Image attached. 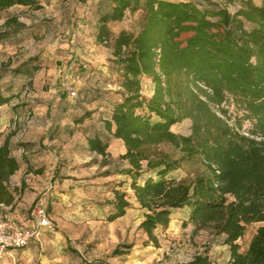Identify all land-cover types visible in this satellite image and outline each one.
Wrapping results in <instances>:
<instances>
[{
  "label": "trees",
  "instance_id": "trees-1",
  "mask_svg": "<svg viewBox=\"0 0 264 264\" xmlns=\"http://www.w3.org/2000/svg\"><path fill=\"white\" fill-rule=\"evenodd\" d=\"M101 1L108 11L98 18L96 39L112 41L110 62L122 79V100L114 104L104 127L108 136L124 145L121 159L128 167L122 173L131 178L132 196L144 211L138 229L146 237L145 246L159 247L155 232L168 228L175 210L187 208L183 225L191 224L194 234L203 230L222 236L229 249L228 264H264V225L257 227L244 251L238 244L249 225L264 223V3L239 0L240 7L231 13L226 5L209 0H204L206 5L201 1ZM14 6L41 8L37 0H0V13ZM137 10L142 11L139 31L112 36L108 23ZM22 27L7 18L0 24V45ZM24 66L11 72L30 75L38 70ZM7 67L1 64L3 70ZM143 77L153 83L148 99L142 95ZM12 98L2 94L0 84V106ZM226 105L236 111L232 124ZM89 115L85 112L77 123ZM185 119L191 122L188 136L171 132L172 125ZM244 120L251 124L246 132L241 131ZM107 140L98 134L87 139L89 150L102 157V166L107 164ZM162 144L172 146L179 156L157 152L155 147ZM143 162L156 178L138 183ZM184 164L194 166L191 176L169 177ZM21 166L7 135L0 144V206L12 209L16 196L22 194L24 180L20 188L11 185ZM31 166L25 174L43 173ZM113 194L107 202L113 209L109 222L123 217L131 206L126 192ZM39 202L33 204L29 223ZM131 247L116 246L112 255H128ZM186 264L215 263L206 252H199Z\"/></svg>",
  "mask_w": 264,
  "mask_h": 264
},
{
  "label": "rangeland",
  "instance_id": "rangeland-1",
  "mask_svg": "<svg viewBox=\"0 0 264 264\" xmlns=\"http://www.w3.org/2000/svg\"><path fill=\"white\" fill-rule=\"evenodd\" d=\"M37 1L41 6L37 10L14 6L0 13V24L12 17L24 25L17 33L10 30L13 34L0 45L1 91L4 96H13L9 104L0 106V144L9 135L12 154L24 167L21 177H16L17 188L22 180L25 187L10 209L16 215L15 224L28 226L33 204L42 201L52 226L45 229V238L39 242L31 241L27 247L11 251L13 257L3 264H186L199 252H206L215 264H228L229 249L222 236L213 237L203 230L194 234L191 224L183 225L188 220L187 208L175 210L168 228L155 232L159 247L145 246L146 237L138 229L144 211L132 196L131 178L122 173L128 167L127 161L121 159L124 145L108 136L104 127L114 104L122 100V79L110 62L112 41L98 43L96 39L98 18L108 11V6L101 0ZM167 1L207 4L204 0ZM209 1L226 5L231 13L240 7L239 0ZM141 23V10L127 11L121 21L109 22L108 28L112 36L120 31L135 34ZM1 64L8 67L3 70ZM24 64V69L38 70L30 75L11 72ZM70 88L74 95L68 93ZM152 90L151 79L143 77L142 95L148 99ZM224 108L232 124L235 108ZM85 112L90 115L77 123ZM190 126L191 122L185 119L170 130L188 136ZM250 128V122L244 120L241 131ZM97 134L109 142L105 166L101 164L102 157L88 148L87 139ZM155 149L173 158L179 156L168 144ZM145 165L143 162L138 183L156 178L155 172L146 170ZM30 166L32 170L41 168L43 173L25 174ZM193 168L184 164L169 177L186 178ZM11 185L15 187L13 181ZM38 190L40 193L36 194ZM114 190L126 192L131 206L123 217L109 222L113 209L107 202L113 199ZM0 214H5L4 209ZM261 225L264 223L247 227L238 242L240 251L246 249ZM124 245L132 246L128 255H112L116 246Z\"/></svg>",
  "mask_w": 264,
  "mask_h": 264
},
{
  "label": "built area",
  "instance_id": "built-area-1",
  "mask_svg": "<svg viewBox=\"0 0 264 264\" xmlns=\"http://www.w3.org/2000/svg\"><path fill=\"white\" fill-rule=\"evenodd\" d=\"M69 90L71 95H74V92ZM51 226L45 203L42 201L35 205L32 220L26 227H11L0 217V264L4 263L11 251L27 247L44 229H49Z\"/></svg>",
  "mask_w": 264,
  "mask_h": 264
},
{
  "label": "crops",
  "instance_id": "crops-1",
  "mask_svg": "<svg viewBox=\"0 0 264 264\" xmlns=\"http://www.w3.org/2000/svg\"><path fill=\"white\" fill-rule=\"evenodd\" d=\"M32 165V164H31ZM23 169H24V167H23V165L20 167V169L16 172V174H18L19 175V177H21V173H22V171H23ZM16 174L15 175H13V177H12V179H11V183H12V181H13V185L14 186H18V183H17V181H19V178L18 177H16ZM67 180H64V182H66ZM55 182H57V180L56 181H54V182H52V183H50L51 185L52 184H55ZM67 185H70L69 183L67 184ZM49 188H51V186L49 187ZM46 189H47V187H46ZM42 191V190H41ZM40 192H39V190H38V192L36 193V194H39ZM45 192H43V196H45ZM2 209H4V218H6L7 219V221H8V223L10 224V226L11 227H19L17 224H15V220L14 219H16V215H14V213H12L11 211H10V209H11V207H5V206H0V210H2ZM27 226V225H26ZM25 226V227H26ZM41 238H45V229L33 240V242L34 241H36V242H39L40 240H41ZM42 241L43 242H45V240L44 239H42ZM43 242H40L39 243V245L41 246L42 245V243ZM13 252V251H12ZM12 252L5 258V260L8 258V257H10V258H12L13 257V254H12ZM4 260V261H5ZM41 263H43V262H41Z\"/></svg>",
  "mask_w": 264,
  "mask_h": 264
}]
</instances>
